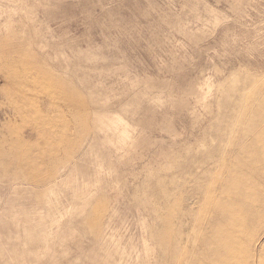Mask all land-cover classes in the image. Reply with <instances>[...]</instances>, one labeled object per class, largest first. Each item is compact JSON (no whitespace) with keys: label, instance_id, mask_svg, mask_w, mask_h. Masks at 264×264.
Returning <instances> with one entry per match:
<instances>
[{"label":"rangeland","instance_id":"1","mask_svg":"<svg viewBox=\"0 0 264 264\" xmlns=\"http://www.w3.org/2000/svg\"><path fill=\"white\" fill-rule=\"evenodd\" d=\"M0 264H264V0H0Z\"/></svg>","mask_w":264,"mask_h":264}]
</instances>
